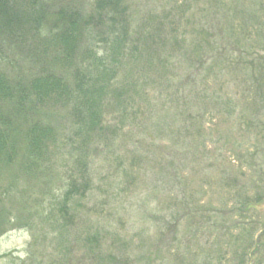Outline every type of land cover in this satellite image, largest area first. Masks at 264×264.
Returning a JSON list of instances; mask_svg holds the SVG:
<instances>
[{"label": "rangeland", "instance_id": "1", "mask_svg": "<svg viewBox=\"0 0 264 264\" xmlns=\"http://www.w3.org/2000/svg\"><path fill=\"white\" fill-rule=\"evenodd\" d=\"M20 2L0 31V67L24 79L59 70L71 86L78 72L89 79L87 51L110 50L102 37L112 21H96V0ZM122 4L127 55L116 65L118 89L135 90L133 102L120 99L129 111L111 96L106 127L91 132L75 99L29 115L24 123L51 125L56 141L39 169H0L10 228L0 264H208L219 249L223 264H264V0ZM72 9L81 35L68 59L56 16Z\"/></svg>", "mask_w": 264, "mask_h": 264}, {"label": "trees", "instance_id": "2", "mask_svg": "<svg viewBox=\"0 0 264 264\" xmlns=\"http://www.w3.org/2000/svg\"><path fill=\"white\" fill-rule=\"evenodd\" d=\"M122 1L96 0L98 15L96 21L103 22L106 17L112 21L107 35L102 37V40L110 46V50L109 52L105 50L100 54L93 48L87 51L85 58L91 59L92 65L87 66V71L90 72L89 79L78 72L76 84L71 86L67 81L66 73L59 70L51 72L48 69L42 70L36 76L24 79L16 78L0 67V169L4 170L5 166L13 165H20L21 169L32 167L39 169L45 164L49 158L51 146L56 141L53 127L43 123L40 119H31L26 123L24 121L29 115L35 118L39 109H47L45 105L55 100L67 102L75 99L77 104L75 112L80 119L83 132L85 128L91 132L95 128L102 131V128L106 127V123L102 124L105 111L109 108L115 110L117 105L116 103L109 106L111 96L116 101L118 100V106L123 108V112L129 111V101L121 102L120 99L125 100L126 95L133 102L130 95L132 92L135 93V90L133 87L131 90L118 89V81L125 84L126 82L120 76V69L116 65L117 59L124 60L127 55L124 52L128 38L127 27L125 23L123 24V20H126L127 6L125 7ZM20 3V0H0V31L12 27L13 16L17 15ZM56 17L63 25L57 34V48H60L62 54H66L69 59L73 51L72 47L81 35L80 21L82 19L80 13L74 9L60 11ZM117 19H121V22L117 23ZM93 29L96 32L101 30L99 26ZM142 49L141 43L132 46L134 60H136V54ZM155 53L152 52L153 55ZM163 66H167L166 62ZM62 71L67 72L68 70ZM166 111L172 112V107H166ZM188 112L186 108L181 109L177 106L173 114L185 124L192 118V116L183 118L188 115ZM196 215L198 214L194 211L187 215L183 214L181 217L188 216V219H194ZM15 219L21 220L17 217ZM2 224L3 221L0 220V234L10 229L2 227ZM222 252V249L215 253L210 252L208 264H218L214 262L215 259H219V264H223L227 260L228 251L227 253ZM231 261L232 259L229 258L228 262Z\"/></svg>", "mask_w": 264, "mask_h": 264}]
</instances>
